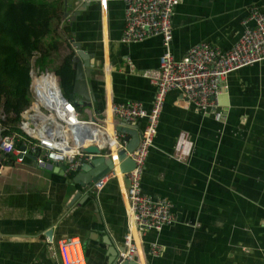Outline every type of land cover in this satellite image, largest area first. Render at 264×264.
Returning <instances> with one entry per match:
<instances>
[{
  "label": "crops",
  "instance_id": "0c3cea01",
  "mask_svg": "<svg viewBox=\"0 0 264 264\" xmlns=\"http://www.w3.org/2000/svg\"><path fill=\"white\" fill-rule=\"evenodd\" d=\"M64 1L68 18L62 19L72 30L67 54L70 48L75 55L72 44L78 43L92 65L87 80L92 109L79 107L78 118L89 121L101 112L105 123L98 121L93 129L94 143L101 146L103 133L114 135L121 124L112 117V104L136 102L151 110L155 88L144 74L158 69L162 40L121 42L126 0ZM256 6L264 13V0H180L172 17L173 57L182 59L200 43L229 50ZM30 72L34 92L45 74ZM39 102L44 104L40 97ZM34 109L41 126H55L47 120L51 117L39 114L38 105ZM215 113L219 119L197 112L179 92H168L141 187L154 199L171 201L175 220L160 232L138 237L137 264H264V61L227 76ZM132 126L142 132L146 120ZM181 133L192 142L183 162L172 157ZM64 136L75 152L70 135ZM3 159L0 152V163ZM63 167L38 165L27 156L0 175V264H61L56 243L67 238L80 239L87 264H108L110 250L122 252L128 230L125 180L111 179L93 193L74 183V175L62 173ZM153 243L159 256L149 252Z\"/></svg>",
  "mask_w": 264,
  "mask_h": 264
},
{
  "label": "built area",
  "instance_id": "2783aa9c",
  "mask_svg": "<svg viewBox=\"0 0 264 264\" xmlns=\"http://www.w3.org/2000/svg\"><path fill=\"white\" fill-rule=\"evenodd\" d=\"M179 3L180 0H126L124 3L121 42L130 44L158 36L162 40L163 52L159 58L158 69L144 74L155 88L151 110L144 111L136 102L112 104L110 109L112 117L121 123L133 125L137 120H146L139 144L129 154L134 168L126 174L116 170L110 171L89 189L93 193L99 192L114 178L128 181L125 191L128 230L123 238L124 251L120 253V261L117 264L134 260L140 245L138 237L152 231L160 232L175 220L174 205L171 201L166 198L154 199L143 193L141 187L145 162L154 146L159 117L168 92H179L197 112L202 115L214 113L215 118L219 119L220 115L215 113V109L218 107V96L227 76L264 61V13L257 6L250 8L248 17L243 21V33L232 48L221 51L210 44L200 43L190 48L182 59L176 60L170 46L173 39L172 17ZM48 111L47 117L54 115L55 118L47 120L54 122L55 126H40L42 133H37V128H31L29 122L25 121L28 111L22 112L19 128L25 136L17 133L3 134L5 129L1 126V121L6 115L0 111V152L5 156V161L0 163V175L6 169L18 166L27 156H32L38 165L61 163L65 165L67 174L73 173L83 162L93 159V155H84L80 150L73 153L70 151V145L64 136L68 134L66 124L58 120L56 111ZM62 118L72 125L79 123L78 110L71 101L65 103ZM56 121L63 125V128L60 127V140L57 139ZM44 129H49L50 133L46 134ZM19 141H22L21 148L15 146ZM191 150L192 142L188 135L181 133L172 157L183 162L190 156ZM56 246L61 264H87L79 238L59 240ZM149 252L152 256H159L160 248L153 243Z\"/></svg>",
  "mask_w": 264,
  "mask_h": 264
},
{
  "label": "trees",
  "instance_id": "16d2710c",
  "mask_svg": "<svg viewBox=\"0 0 264 264\" xmlns=\"http://www.w3.org/2000/svg\"><path fill=\"white\" fill-rule=\"evenodd\" d=\"M63 0H0V107L3 134H23L19 125L22 112L31 105L30 71L32 60L40 72L56 66L63 95L69 97L74 82L73 50L59 61L56 43L70 42L72 30L63 21ZM69 45V44H67ZM52 72V74L50 73ZM51 85L56 87L53 69ZM35 111V109H34ZM15 146L21 148L22 141ZM70 176L74 173L69 174Z\"/></svg>",
  "mask_w": 264,
  "mask_h": 264
},
{
  "label": "water",
  "instance_id": "95a60500",
  "mask_svg": "<svg viewBox=\"0 0 264 264\" xmlns=\"http://www.w3.org/2000/svg\"><path fill=\"white\" fill-rule=\"evenodd\" d=\"M64 12L63 19L68 18V13L66 12V2L64 1ZM74 18H72L73 20ZM75 55L71 60V67L74 70V82L72 87V92L69 97H65L61 91L60 78L56 75V68L53 69V73L56 78L57 92L54 97L55 111L58 114V120L66 124V129L71 137L72 143L76 146L77 150H80L84 155H93V159L90 162H83L80 166H77L73 173L74 183L80 185L82 188H90L94 183L100 181L106 174L110 171H119L121 174H126L134 168V163L129 157L138 146L140 141L141 132L138 131L135 126L128 125L122 122L119 126L114 128V135H109L108 133H103V141L101 146L96 145V133L93 130L98 128L96 123L98 121L105 123V118L100 115L101 112L97 110L94 115L91 116L89 121H79L78 124L66 123V119L62 118V112L64 110V105L67 101H71L77 108H87L92 109L93 96H91L92 91L87 83L90 78V71L92 65L89 63V55L85 54L78 43L72 44ZM81 62H83L85 69L81 67ZM46 67L39 77L46 74ZM30 89L32 87V75L30 72ZM44 106L46 110H54L52 98H47L44 101ZM52 104V105H51ZM51 105V106H48ZM101 110V109H100ZM42 113V112H41ZM43 116H45L42 113ZM59 121H56L59 127L63 128V125ZM46 134L50 133L49 129H44ZM57 139L61 138V131L56 130ZM92 142L89 146H84L86 142ZM122 143H127L125 146ZM117 165V166H115ZM66 167L62 168V173H64ZM126 186H128V181L125 180ZM79 197V194L72 199V202ZM98 221L100 220L99 215H97ZM101 222V220L99 221ZM51 232H47V236L50 238ZM107 243V242H106ZM124 251V248L122 252ZM120 261V254L116 250H110L108 264H117ZM137 259L134 258L133 261L122 262L121 264H137Z\"/></svg>",
  "mask_w": 264,
  "mask_h": 264
},
{
  "label": "rangeland",
  "instance_id": "374dc122",
  "mask_svg": "<svg viewBox=\"0 0 264 264\" xmlns=\"http://www.w3.org/2000/svg\"><path fill=\"white\" fill-rule=\"evenodd\" d=\"M67 45H65V42H62V43H56V51H58V54H59V61L61 60L62 57H64L67 52H68V49H67ZM70 50V48H69ZM47 67H54L56 68L55 65H49ZM31 68H32V71L39 77L40 74H42L40 71H39V68L34 64V59L32 60V64H31ZM34 74V76H35ZM51 75V74H50ZM53 77V75H51ZM46 88H49V86L47 84H44V85H41V89H40V86H37L36 87V90L35 91H40L41 90H44ZM50 93H54L53 91H50L48 90ZM30 94H31V98H32V101H31V105L30 107L27 109L28 113L25 115V121L29 122L31 128H38L40 127L42 124L39 120V118H36L34 115H35V111H33V108L36 106V105H39L38 103V98L36 97V92L34 93L33 92V89L31 87L30 89ZM38 103V104H37ZM37 109V108H36ZM40 112V111H39ZM38 112V113H39ZM41 112L45 115V116H48L49 115V111L44 109L43 107H41ZM42 113H39L40 115H42ZM43 116V115H42ZM54 116V115H53ZM55 118V117H54Z\"/></svg>",
  "mask_w": 264,
  "mask_h": 264
},
{
  "label": "bare ground",
  "instance_id": "6f19581e",
  "mask_svg": "<svg viewBox=\"0 0 264 264\" xmlns=\"http://www.w3.org/2000/svg\"><path fill=\"white\" fill-rule=\"evenodd\" d=\"M31 75H32V73H31ZM44 77H45V82H42V84L41 85H44V84H47V85H49L50 87H51V89L52 90H54V93L52 94V100H53V105H52V107H53V111H55V103H54V97H55V94H56V90L52 87V85H51V81H53V82H55L53 79H52V77H51V75H50V73L49 72H46V74L44 75ZM56 79V78H55ZM38 86V85H37ZM40 89H41V86H40ZM40 89H39V92H36V91H34V93L36 92V97L38 98V103H39V105H38V107H42V106H44L45 104H41L40 102H39V97H40V99L42 100V101H44L45 99H47V98H50L48 95H46V92H47V90L44 92V93H42V92H40ZM37 103V104H38ZM44 103V102H43ZM51 105H48V106H51ZM51 110V109H50ZM108 116H109V112H108ZM36 117L37 118H39L38 117V115L36 114ZM41 117V116H40ZM46 117V116H45ZM41 118H43V117H41ZM51 119L52 120H54V116H51ZM108 127H109V132H111V129H110V122L108 121ZM60 127H58L57 126V124H56V130H57V132L58 131H60V129H59ZM37 133H42V129H40V130H38L37 131Z\"/></svg>",
  "mask_w": 264,
  "mask_h": 264
}]
</instances>
